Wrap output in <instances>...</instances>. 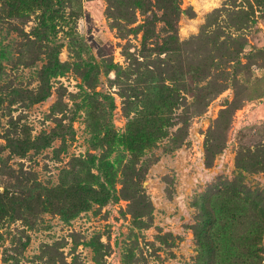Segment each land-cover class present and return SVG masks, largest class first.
Here are the masks:
<instances>
[{"label": "rangeland", "instance_id": "1", "mask_svg": "<svg viewBox=\"0 0 264 264\" xmlns=\"http://www.w3.org/2000/svg\"><path fill=\"white\" fill-rule=\"evenodd\" d=\"M0 194V264H264V0H0Z\"/></svg>", "mask_w": 264, "mask_h": 264}, {"label": "trees", "instance_id": "2", "mask_svg": "<svg viewBox=\"0 0 264 264\" xmlns=\"http://www.w3.org/2000/svg\"><path fill=\"white\" fill-rule=\"evenodd\" d=\"M45 13L42 15V24L45 26L47 24L48 18L44 17ZM46 27V26H45ZM53 70V68H52ZM0 198H1V194H0ZM3 204L1 203L0 200V210H3L2 208ZM259 220L260 222V226H264V212L259 213L258 217H257V221ZM259 231H257L255 234H258ZM202 244V241H201ZM258 242L256 240L255 237L252 238V240L248 243L247 248H246V252H247V256L252 259L255 260L257 258V253H258V246H257Z\"/></svg>", "mask_w": 264, "mask_h": 264}]
</instances>
